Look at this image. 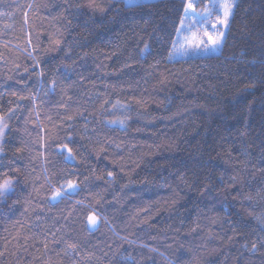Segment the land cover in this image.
Instances as JSON below:
<instances>
[{
	"label": "trees",
	"instance_id": "16d2710c",
	"mask_svg": "<svg viewBox=\"0 0 264 264\" xmlns=\"http://www.w3.org/2000/svg\"><path fill=\"white\" fill-rule=\"evenodd\" d=\"M188 2L0 0V264H264V0Z\"/></svg>",
	"mask_w": 264,
	"mask_h": 264
},
{
	"label": "snow or ice",
	"instance_id": "6c2138e0",
	"mask_svg": "<svg viewBox=\"0 0 264 264\" xmlns=\"http://www.w3.org/2000/svg\"><path fill=\"white\" fill-rule=\"evenodd\" d=\"M123 2L125 4V7L134 8L147 2V0H123ZM193 8L194 5L192 3V0H189L185 8L184 18H182L181 20V27L177 29V36L180 37V39L178 41H173V48L176 50H179V48H183L185 52L188 51V48L185 47V45H191L192 41L189 40L187 36L182 35V33L185 30L184 27L185 21H189L187 31H192L193 26L199 25L202 28L204 35L207 36V40H204L202 38H197L194 36L193 39L197 40L194 47L198 48L201 45H203L204 51L216 50L222 44L223 37L225 36V32L218 31L216 29V26L212 25V31L216 33L215 39H213L212 33H210L208 28L205 26L206 22L208 21V19H210L212 15V11L208 8H205L203 10V13H199L196 11H192L190 13L188 9H193ZM232 8H233V4L230 2V0H223V3H218L217 0H213L212 9H215L217 11H219L220 9L223 10V18L217 16V22L220 25L227 26L228 18L231 15ZM177 45H179V48H177ZM3 127H6V125H4ZM3 127H0V136L3 135ZM65 147L67 146L65 145ZM2 150L3 149L0 148V151ZM68 151L70 153L71 149H68ZM109 175H111V173H109ZM74 187H76V185L72 181H68V188L71 189ZM12 191H13V184L11 179H4L2 182H0V198L7 196ZM61 194H62L61 190H57L53 195V199L59 197ZM89 222L92 225H95L96 217L90 216ZM253 247H255V245Z\"/></svg>",
	"mask_w": 264,
	"mask_h": 264
},
{
	"label": "rangeland",
	"instance_id": "374dc122",
	"mask_svg": "<svg viewBox=\"0 0 264 264\" xmlns=\"http://www.w3.org/2000/svg\"><path fill=\"white\" fill-rule=\"evenodd\" d=\"M217 2L218 3H223V0H217ZM230 2L233 4V8L231 10V15L228 18L227 26L220 25L217 22V16H220L221 18H223V10L220 9L219 11H217L215 9H212L213 0H208L207 3L205 5H203L202 7H200V8L196 7V3L195 2H192L193 5H194V8L193 9H188V11L190 13L192 11L203 13V10L205 8H208V9H210L212 11V15H211L210 19H208V21L206 22L205 26L208 28L209 32L212 33L213 39H215L216 33L212 31V25H215L216 29L218 31L225 32V36H226L227 30H228V27H229V24H230L231 16H232L235 4H236V0H230ZM184 15H185V13H184ZM183 18H184V16H183ZM197 19H198V17H197ZM188 23H189V21H185V26H184L185 30L183 31L182 35L187 36L189 38V40L192 41V44L191 45H185V47L188 48V51H186V52L184 51L183 48H179V45H177V48H179V50H176L174 48L172 49V53L170 55V60L185 59V58H191V57H196V56L213 55V54L219 53V51H220V49L222 47L223 41L225 39V36L223 37L222 44L216 50H214V51L213 50L204 51L203 50V45H201L198 48L194 47V45L197 42V40L193 39V37L195 36L197 38H202L204 40H207V36L204 35V32H203L202 28L199 25L193 26L192 31H187ZM180 27H181V25H180ZM179 39H180V37L176 36L174 41H178ZM3 126H4V122H3L2 118H1L0 119V127H3ZM4 129H5V127H3V133H4ZM1 138H2V136H0V140H1Z\"/></svg>",
	"mask_w": 264,
	"mask_h": 264
}]
</instances>
